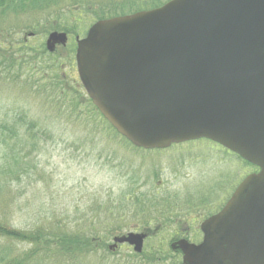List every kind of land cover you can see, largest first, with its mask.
Segmentation results:
<instances>
[{"label": "rangeland", "instance_id": "obj_1", "mask_svg": "<svg viewBox=\"0 0 264 264\" xmlns=\"http://www.w3.org/2000/svg\"><path fill=\"white\" fill-rule=\"evenodd\" d=\"M95 1L102 7L118 0ZM30 23L29 15L0 16V44L8 26L19 31L18 41L27 31L21 29ZM48 34L31 37V43H46ZM69 37L65 49L37 58L42 70L31 80L24 76L19 81L15 71H0V125L14 124L18 119L13 118L22 111L36 123L30 132L19 122L12 130L0 127V135L8 141L0 139V169L4 165L0 220L27 234L63 229L79 235L95 229L97 238L106 229L126 234L160 225L150 232L139 254L128 246L110 252L107 246L113 242L112 234L106 240L103 237L106 247L93 257L67 251L73 259L60 252L46 258L41 250L23 264H172L177 258L170 250L173 237L201 239L202 220L219 211L257 168L209 139L145 150L120 134L94 129L88 115L91 106H86L88 94L77 69L76 37ZM16 53L22 57L20 50ZM39 130L49 136L41 139L39 151L32 152L31 145L25 147L18 136L30 137ZM23 151L28 155L26 173L20 169ZM13 158L18 159L17 165ZM52 243L41 245L47 252L60 246L56 238ZM33 247L31 241L0 239V251L7 259L20 260Z\"/></svg>", "mask_w": 264, "mask_h": 264}, {"label": "water", "instance_id": "obj_2", "mask_svg": "<svg viewBox=\"0 0 264 264\" xmlns=\"http://www.w3.org/2000/svg\"><path fill=\"white\" fill-rule=\"evenodd\" d=\"M76 38L86 93L131 144L205 138L259 168L202 223L200 244L173 243L183 263L264 264V0H169L96 21ZM67 41L53 31L46 46L53 52ZM146 236L113 242L141 252Z\"/></svg>", "mask_w": 264, "mask_h": 264}, {"label": "trees", "instance_id": "obj_3", "mask_svg": "<svg viewBox=\"0 0 264 264\" xmlns=\"http://www.w3.org/2000/svg\"><path fill=\"white\" fill-rule=\"evenodd\" d=\"M167 1L169 0H118L109 1L103 4L102 7L100 5L97 7L98 4L95 0H0L1 17L5 18L8 15H29L32 17V23H30L28 27H23L21 29L27 30L22 40L17 41L15 38V35L19 31H16L12 24L4 30L5 37L0 44V71H2V73L9 70L15 71L20 79L19 81H24L22 79L24 76L25 79L28 78L31 80L35 72H41L42 69L38 67L39 60L37 58H39V56L47 57L53 53L47 49L46 43L42 40H36L35 43L32 44V39L31 37L30 39L28 38V33H33V36H38L40 34H48L52 31H63L71 37L85 35L89 27L95 21L114 17L115 15L119 16V14H130L146 8H154L163 5ZM146 4L151 5L145 7ZM9 30H11L10 33H8ZM19 50L22 53L21 58L17 57L16 52ZM86 106H91L90 114L88 115H90L91 120L95 123V126H93L94 129L108 135H111L110 131L119 135L106 119H104L89 97L87 98ZM27 118L28 115L22 111L13 118V120L18 119L14 124L9 125L11 122L2 123L0 127L12 130L19 122V125H21L22 128H26L27 131L30 132L33 129L35 130L34 127L36 123L27 120ZM47 136H49L47 132L39 130V132L30 134V137L21 134L18 138H20V142L25 143V147L26 145H31V151L34 152L40 150L41 139ZM0 139H2L4 143L8 142L3 138V135H0ZM127 141L128 140H126V142ZM128 143L131 144L129 141ZM22 153L21 159L23 162H21V164H24H20V169L23 170L22 173H26L28 172V168H26L27 165H25V163L26 160H28V155L24 151ZM13 163L17 165L19 163L18 159L13 158ZM247 163L250 164L249 162ZM3 168L4 165L0 169V173ZM16 177L19 179L20 173L17 174ZM60 230L61 231L57 230L48 234H43L42 232L27 234L0 220V239L31 241L34 245L33 249L20 260L17 258L7 259L6 253L1 250L0 264H23L24 261L31 259L41 250L46 258L60 252L63 256L67 255L69 258L73 259L67 251H70L72 255L77 254L76 256L84 254V256L93 257L96 255L99 248L103 246L106 247L102 242H104V239L110 238L111 235L115 233L116 229H106L102 232L101 238H97L98 232H96L95 229H92L91 232H82L79 235L63 229ZM55 238L60 242L61 247L50 249L49 252L45 251L44 246L41 244H44L45 241L49 245L53 244L52 242H54ZM109 251L113 253L110 249ZM172 264L183 263L177 261L174 257Z\"/></svg>", "mask_w": 264, "mask_h": 264}, {"label": "flooded vegetation", "instance_id": "obj_4", "mask_svg": "<svg viewBox=\"0 0 264 264\" xmlns=\"http://www.w3.org/2000/svg\"><path fill=\"white\" fill-rule=\"evenodd\" d=\"M33 34V33H32ZM33 35H31V33L29 34V36L28 37H32ZM70 36V35H69ZM68 36V41H67V43L65 44V45H59V44H57L56 45V47H55V50L53 51V52H51V53H55V52H58L59 50H61V49H65L67 46H68V43H70V37ZM76 44H77V38H76ZM76 50H77V47H76ZM257 168V167H256ZM257 170H258V168H257ZM224 206V205H223ZM223 206H222V208H223ZM221 208V209H222ZM220 209V210H221ZM219 210V211H220ZM219 211H217L216 213H213V214H211V215H209V216H207L206 218H204L203 220H202V222L200 223V225H199V235H200V237H201V239H192V238H187V237H173V239H172V241H171V243H170V247H171V251H173L174 252V254L176 255V257L177 258H175L177 261H179V262H182L183 263V253H182V251H181V249H179V248H176V247H173V243L174 242H176L177 240H179V239H181V238H187L190 242H192V243H195V244H200L202 241H203V237H204V233H203V231H202V223L206 220V219H208L209 217H211V216H213V215H215V214H217ZM160 228V225H158V226H156L155 227V229H150V230H148V231H146V230H144V231H146V232H139V233H145L147 236H146V238L144 239V246H143V249H144V247H145V242H146V240L150 237V235H151V233L150 232H155V231H157L158 229ZM127 234V233H126ZM117 235H122V234H114L113 235V239H114V237L115 236H117ZM112 239V240H113ZM112 246V247H111ZM123 246H128V247H131L132 248V252H135V253H137V254H139V253H142L143 252V250L141 251V252H137V251H135L134 250V247H133V245H130V244H128V243H117L116 245H114V242H112L111 244H109L108 245V249H110L111 251H113V252H115L116 250H118L119 248H121V247H123Z\"/></svg>", "mask_w": 264, "mask_h": 264}]
</instances>
